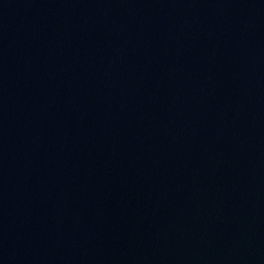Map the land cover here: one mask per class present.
I'll return each mask as SVG.
<instances>
[{
    "label": "water",
    "instance_id": "1",
    "mask_svg": "<svg viewBox=\"0 0 264 264\" xmlns=\"http://www.w3.org/2000/svg\"><path fill=\"white\" fill-rule=\"evenodd\" d=\"M0 264H264V0H0Z\"/></svg>",
    "mask_w": 264,
    "mask_h": 264
}]
</instances>
